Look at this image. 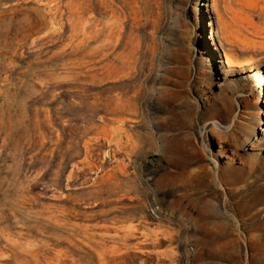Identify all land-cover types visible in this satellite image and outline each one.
<instances>
[{
  "label": "rangeland",
  "instance_id": "374dc122",
  "mask_svg": "<svg viewBox=\"0 0 264 264\" xmlns=\"http://www.w3.org/2000/svg\"><path fill=\"white\" fill-rule=\"evenodd\" d=\"M0 264H264V0H0Z\"/></svg>",
  "mask_w": 264,
  "mask_h": 264
}]
</instances>
